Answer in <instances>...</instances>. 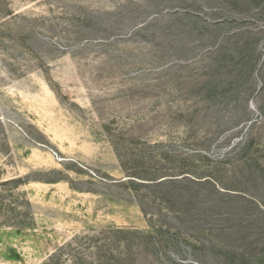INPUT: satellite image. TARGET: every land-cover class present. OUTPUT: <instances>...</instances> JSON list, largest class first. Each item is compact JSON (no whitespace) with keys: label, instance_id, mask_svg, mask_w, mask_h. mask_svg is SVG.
<instances>
[{"label":"rangeland","instance_id":"obj_1","mask_svg":"<svg viewBox=\"0 0 264 264\" xmlns=\"http://www.w3.org/2000/svg\"><path fill=\"white\" fill-rule=\"evenodd\" d=\"M0 264H264V0H0Z\"/></svg>","mask_w":264,"mask_h":264}]
</instances>
